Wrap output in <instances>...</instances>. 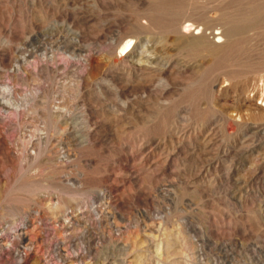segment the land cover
I'll use <instances>...</instances> for the list:
<instances>
[{"label":"rangeland","instance_id":"374dc122","mask_svg":"<svg viewBox=\"0 0 264 264\" xmlns=\"http://www.w3.org/2000/svg\"><path fill=\"white\" fill-rule=\"evenodd\" d=\"M262 99L264 0H0V264H264Z\"/></svg>","mask_w":264,"mask_h":264},{"label":"bare ground","instance_id":"6f19581e","mask_svg":"<svg viewBox=\"0 0 264 264\" xmlns=\"http://www.w3.org/2000/svg\"><path fill=\"white\" fill-rule=\"evenodd\" d=\"M248 22H250V21H248ZM247 23V22H246ZM248 24V23H247ZM250 25L251 24H254V23H249ZM189 25L190 24H187V25H185V27H184V29L186 30V29H188L189 28ZM249 26V25H248ZM254 26V25H253ZM241 28L243 27V25L242 26H240ZM250 27V26H249ZM255 27V26H254ZM241 28H239V29H241ZM246 27H244V29H245ZM251 28V27H250ZM253 28V27H252ZM235 30V29H234ZM232 34V33H231ZM232 37V36H231ZM130 47V42H126L123 46H122V48H121V54H123V53H125L127 50H128V48ZM259 102V105L261 106V107H264V99H262L261 101H258ZM258 106V105H257ZM18 238L19 239H23L24 238V235L23 234H18ZM26 244V243H25ZM0 246H2L1 244H0ZM7 253V252H6ZM62 256V255H61ZM6 261V260H5ZM60 261V260H59ZM64 262H65V260H63ZM63 264V263H62Z\"/></svg>","mask_w":264,"mask_h":264}]
</instances>
